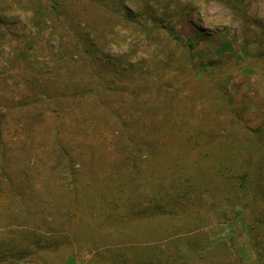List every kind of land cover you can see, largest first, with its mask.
<instances>
[{
	"label": "rangeland",
	"instance_id": "374dc122",
	"mask_svg": "<svg viewBox=\"0 0 264 264\" xmlns=\"http://www.w3.org/2000/svg\"><path fill=\"white\" fill-rule=\"evenodd\" d=\"M122 2L134 13L144 7L161 10L164 22L186 36L191 30L189 21L201 32L225 35L233 41L236 52L245 30L249 36L255 34L259 41H253L255 48L249 57L225 52L221 58L215 53L216 43L200 40L197 48L203 49L204 58L214 60L215 66L212 74L198 73L191 67L184 46L160 33L147 38L139 30L140 22L120 17L119 6L110 12L90 0H61L56 10L61 11L59 16L48 8L47 0H0L1 7L10 5L4 28L0 26L5 33L0 36V80L8 85L18 82L23 90L20 97L30 89L63 94L55 107L48 106L42 112L44 119L38 124L39 131L28 145L17 143L15 133L7 131L8 150L19 155L25 169H31L32 178H25V186L39 188L40 196L34 193L32 200L42 198L46 186L55 195L50 196L51 200L60 199L61 182L56 174L61 168L52 170L56 162L79 177L77 190H86L92 175H98L103 182L106 169L128 165L130 140L143 144L133 151L135 164L148 167L150 163L156 171L164 169L178 151L187 152L183 144L193 139L206 143L200 145L194 159L202 157L204 150L217 159L219 153L235 150L237 143L243 156L254 157L249 141L251 132L243 128L260 124L264 115V33L259 31L264 26V0L250 1L245 24L217 0ZM177 7H188L187 13L171 16ZM167 53L172 60L178 57L169 68L162 63ZM61 113L66 115L62 118ZM201 125L207 135H192ZM114 149L116 152L112 153ZM207 160L201 158L199 164ZM105 182L110 185L101 184L116 187ZM84 214L82 218L89 220L91 210ZM104 215L102 211L93 218L101 221ZM165 222H157L154 231L150 225L139 231L97 232L81 246L74 243L72 248H60L56 251L58 256L49 259V263L92 264L96 251L122 245L159 244L179 230L181 235L206 234L213 244L223 243L214 258L253 264L252 241L242 222L228 226L213 223L214 220L193 229L183 225L181 229H171ZM163 226L169 230L162 229ZM81 230L82 227L78 229ZM74 250L77 255L71 256Z\"/></svg>",
	"mask_w": 264,
	"mask_h": 264
},
{
	"label": "trees",
	"instance_id": "16d2710c",
	"mask_svg": "<svg viewBox=\"0 0 264 264\" xmlns=\"http://www.w3.org/2000/svg\"><path fill=\"white\" fill-rule=\"evenodd\" d=\"M47 1L48 8L61 16V11H56L61 0ZM90 1L110 12L119 6L122 14L117 15L125 21L140 22L139 30L147 38H152L153 33H160L175 44L184 46L190 56L191 67L198 73L212 74L215 66L214 60L205 59L204 50L197 48L200 40L216 43L215 53L221 58L225 57V52H235L239 58L245 55L249 57V53L255 48L253 41H259L255 34L249 36L245 30L243 41L236 52L231 39L222 34L201 32L191 21V30L186 36L175 26L164 22V13L153 7H144L134 13L123 0ZM217 1L228 7L244 24L247 22V9L251 0ZM188 7H177L171 16L174 13L185 15ZM9 9V4L3 7L0 5V26L3 28ZM259 31L264 33V26L259 27ZM4 35V31L0 30V36ZM177 60L178 57L172 60L167 53V59L162 63L169 68L170 63ZM34 80L31 77V81ZM5 82L4 79L0 80V264H51L49 259H55L58 256L56 251L60 248H72L74 243L81 246V242L91 240L97 232L139 231L151 226L154 231L156 223H166L165 220L171 229L176 226L181 229L182 225L193 229L214 220L213 223H225L228 226L242 222L252 241L255 254L253 264H264V115L260 124L243 128L251 132L249 141L253 144L254 157L243 156L237 143L235 150L221 152L217 159L207 150L202 152V157L194 159L200 145L204 146L206 143L187 139L183 144L187 152L178 151L175 157H169L164 169L156 171L150 163L148 167L135 164L133 151L143 144L130 140V151L126 158L128 165L106 169L103 182H100L98 175H92L94 177L87 180L86 190H77L75 185L79 177L56 162L52 170L61 168L56 174V179L61 182L60 199L51 197V200L50 196L55 195L46 186L42 198L35 201L31 196L36 193L39 197V188L25 186V178H32L31 169H25V163L20 161L19 155L8 150L10 140L7 139V131L15 133L17 143L28 145L29 140L39 131L38 124L44 119L41 117L42 112L48 106L55 107L63 94H48L45 90L32 92L30 89V92L22 93L20 97L23 90L19 83L8 85ZM54 109L50 111L57 113ZM70 109L72 108L69 107ZM262 112L264 114V107ZM59 115L63 118L66 114ZM232 121L233 119L230 120ZM191 133L207 135L208 132L201 125ZM10 146L15 148L12 144ZM113 151L116 152L115 149L111 152ZM190 152L193 153L192 156H189ZM201 158L208 160L200 165ZM19 162L22 163L21 168ZM105 181L114 183L116 187L102 185L101 183L109 184ZM70 186L72 187L69 188ZM90 210L89 220L83 219L84 213H89ZM102 211L105 214L103 220L93 218ZM81 227L82 230L78 231ZM169 227L163 226L162 229L169 230ZM147 229H143V232H151ZM82 232L84 234H80ZM222 244L219 241L213 244L206 234L186 236L176 230L173 236L159 244L122 245L96 251L91 263L234 264L230 259L214 258L217 256L215 253L218 246ZM75 255L77 253L74 250L71 256Z\"/></svg>",
	"mask_w": 264,
	"mask_h": 264
}]
</instances>
